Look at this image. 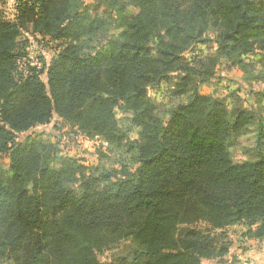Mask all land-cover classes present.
Instances as JSON below:
<instances>
[{
    "label": "trees",
    "instance_id": "16d2710c",
    "mask_svg": "<svg viewBox=\"0 0 264 264\" xmlns=\"http://www.w3.org/2000/svg\"><path fill=\"white\" fill-rule=\"evenodd\" d=\"M84 1L0 11V264H203L229 255L218 238L230 226L264 240V120L190 89L222 60L244 71L234 56L264 54V0H103L117 34L100 46L109 21ZM32 37L60 43L41 69L25 62ZM205 43L215 54L197 69L184 54ZM174 77L184 99L163 123L148 90ZM54 116L111 156L89 173L60 139H19ZM248 133L247 159L233 163L228 143Z\"/></svg>",
    "mask_w": 264,
    "mask_h": 264
},
{
    "label": "rangeland",
    "instance_id": "374dc122",
    "mask_svg": "<svg viewBox=\"0 0 264 264\" xmlns=\"http://www.w3.org/2000/svg\"><path fill=\"white\" fill-rule=\"evenodd\" d=\"M103 0H85L84 5L91 14H98L109 21V26L105 31L96 34L92 41L96 46L103 44L108 38L115 39L117 30L114 16L110 18V10L102 3ZM15 0H0V11L6 18L12 19L14 14ZM133 12L132 8L128 9ZM112 28V29H111ZM28 60L26 64L31 67L41 69L43 61L49 64L56 56L60 43L42 40L40 37H32L29 40ZM215 45L212 43L198 44L185 52L184 58L193 67L199 68L201 60L214 56ZM264 54L252 52L247 55H236L233 61L237 64L242 62L245 65L242 71L238 65H228L227 60L220 61L216 65L214 75L205 81L201 77H195L190 89L197 87L202 95L215 98L226 103L228 110L234 106L241 105L247 110L254 111L262 120H264ZM27 58V57H26ZM24 62V61H23ZM23 66V64H21ZM46 82V76H42ZM178 80V77L172 78L169 82H162L148 90L151 101L159 110V117L163 123L167 122L169 112L172 107L181 102L183 96H173L171 91ZM117 119H122V112L118 107L114 110ZM33 137L43 136L47 142L61 140V148L65 155L75 157L81 160L82 164L92 173L97 166V162H104L100 154H108L105 145H102L98 139H89L84 135L76 133L75 130L63 125L60 119L54 116L50 123L43 127H37L28 133L21 134L19 139H24L27 135ZM130 138L135 139L136 134L131 133ZM252 134L239 137L228 143L227 152L233 163H242L247 159L246 150L253 144ZM8 159L0 157V181L7 177ZM87 172V173H88ZM75 195H80L78 186L75 187ZM246 228V227H245ZM239 225H233L223 230L224 237L218 238V242L229 244V255L224 261L204 260L203 264H264V240L261 242L245 240L244 233L246 229ZM219 233V232H218ZM115 251H109L99 256L102 262H110ZM7 264V263H3Z\"/></svg>",
    "mask_w": 264,
    "mask_h": 264
},
{
    "label": "built area",
    "instance_id": "2783aa9c",
    "mask_svg": "<svg viewBox=\"0 0 264 264\" xmlns=\"http://www.w3.org/2000/svg\"><path fill=\"white\" fill-rule=\"evenodd\" d=\"M27 59H28V56H27Z\"/></svg>",
    "mask_w": 264,
    "mask_h": 264
}]
</instances>
